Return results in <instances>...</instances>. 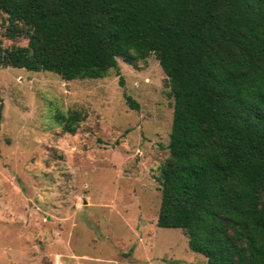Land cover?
Listing matches in <instances>:
<instances>
[{
	"label": "trees",
	"instance_id": "obj_1",
	"mask_svg": "<svg viewBox=\"0 0 264 264\" xmlns=\"http://www.w3.org/2000/svg\"><path fill=\"white\" fill-rule=\"evenodd\" d=\"M149 55L172 99L156 226L264 264V0H0V68L97 80Z\"/></svg>",
	"mask_w": 264,
	"mask_h": 264
},
{
	"label": "rangeland",
	"instance_id": "obj_2",
	"mask_svg": "<svg viewBox=\"0 0 264 264\" xmlns=\"http://www.w3.org/2000/svg\"><path fill=\"white\" fill-rule=\"evenodd\" d=\"M117 70L64 82L0 68V264H205L181 230L155 223L164 75L152 55Z\"/></svg>",
	"mask_w": 264,
	"mask_h": 264
}]
</instances>
